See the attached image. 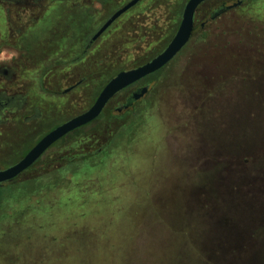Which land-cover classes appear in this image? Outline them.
I'll use <instances>...</instances> for the list:
<instances>
[{
	"label": "rangeland",
	"instance_id": "374dc122",
	"mask_svg": "<svg viewBox=\"0 0 264 264\" xmlns=\"http://www.w3.org/2000/svg\"><path fill=\"white\" fill-rule=\"evenodd\" d=\"M240 16L239 36L193 39L157 74L104 152L64 164L63 138L59 160L17 177L0 264H264V0ZM104 136L81 134L75 154ZM5 140L0 165L32 137Z\"/></svg>",
	"mask_w": 264,
	"mask_h": 264
},
{
	"label": "flooded vegetation",
	"instance_id": "af4514ba",
	"mask_svg": "<svg viewBox=\"0 0 264 264\" xmlns=\"http://www.w3.org/2000/svg\"><path fill=\"white\" fill-rule=\"evenodd\" d=\"M132 1L0 0V145L13 133L32 137L15 160L1 164L0 169L19 161L51 130L90 108L118 72L140 66L161 53L175 36L188 2L136 0L94 38L115 12ZM249 2L203 0L199 3L193 14L190 37L172 59L116 92L98 116L54 141L25 171L59 160L47 159V155L63 138L73 140V154L61 158L64 164H73L80 157L85 161L93 154L104 152L117 127L122 126L124 116L133 113L136 105L150 94L157 74L193 39L204 41L212 36L240 35L239 31L228 28L239 23L240 10ZM83 32L85 40L80 42ZM247 33L252 36V31ZM258 36L264 37V33ZM113 38L116 44L112 45ZM85 59L86 63L82 62ZM95 79L102 83L92 93ZM103 131L105 138L94 150H91L94 146L87 144L88 151L75 154L81 134L90 133L93 137Z\"/></svg>",
	"mask_w": 264,
	"mask_h": 264
},
{
	"label": "water",
	"instance_id": "95a60500",
	"mask_svg": "<svg viewBox=\"0 0 264 264\" xmlns=\"http://www.w3.org/2000/svg\"><path fill=\"white\" fill-rule=\"evenodd\" d=\"M135 1L136 0H133L124 8L115 12L112 17L98 30L94 38L97 37L103 30H105L118 15H120ZM202 1L203 0H188L183 11L181 23L175 36L161 53L140 66L118 72L106 83L90 108L80 115L73 117L72 119L51 130L49 133L43 136L19 161L8 166L7 168L0 169V184L9 181L23 173L32 163L36 161V159L40 157L45 149H47L54 141L62 137L64 134L76 127L88 123L98 116L106 102L116 92L138 80L139 78L159 69L170 59H172L174 55L188 41L192 30L194 11L198 4Z\"/></svg>",
	"mask_w": 264,
	"mask_h": 264
},
{
	"label": "trees",
	"instance_id": "16d2710c",
	"mask_svg": "<svg viewBox=\"0 0 264 264\" xmlns=\"http://www.w3.org/2000/svg\"><path fill=\"white\" fill-rule=\"evenodd\" d=\"M17 177L0 184V210H4V207L15 200L17 194L22 192L23 188L28 187L29 179L18 181Z\"/></svg>",
	"mask_w": 264,
	"mask_h": 264
}]
</instances>
